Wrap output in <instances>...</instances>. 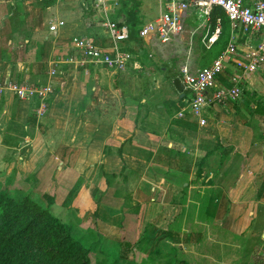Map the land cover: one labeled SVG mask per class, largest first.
<instances>
[{"label":"crops","instance_id":"0c3cea01","mask_svg":"<svg viewBox=\"0 0 264 264\" xmlns=\"http://www.w3.org/2000/svg\"><path fill=\"white\" fill-rule=\"evenodd\" d=\"M108 2L0 0V182H7L4 187L15 196H31L63 222L97 230V238L116 244L124 240L125 218L132 217L139 252L147 259L164 252L159 246L173 245L193 264H264V127L258 122L264 117L259 90L264 63L247 74L237 99L207 107L201 115L174 84L185 64L208 68L236 42L238 54L230 56L219 79L230 86V78L246 73L240 63L248 62L246 53L260 38L248 39L218 14L224 52L216 56L217 40L204 47L205 61H195L192 52L179 69L170 70L159 65L158 56L181 45L184 33L168 46L138 36L163 14L162 0H153L144 23L140 3V10L130 0L125 9L119 4L110 11ZM196 16L188 14L185 29L198 24ZM217 19L212 18V31ZM61 21L64 25L52 31ZM106 21L131 33L136 29L135 38L120 44L133 53L125 71L83 64L74 46L75 38L89 37L111 50ZM195 35L186 36L189 46ZM159 69L170 81H162ZM10 83L52 91L45 100H28ZM249 160H257L254 170L244 167ZM231 177L235 184L228 187ZM247 180L239 191L245 196L237 193L243 200L233 199Z\"/></svg>","mask_w":264,"mask_h":264},{"label":"built area","instance_id":"2783aa9c","mask_svg":"<svg viewBox=\"0 0 264 264\" xmlns=\"http://www.w3.org/2000/svg\"><path fill=\"white\" fill-rule=\"evenodd\" d=\"M162 3L165 7L163 14L140 29L139 37L142 41L160 42L166 46L174 43L185 31L188 14L195 12L204 21L206 33L202 39L203 44L212 47L222 33L221 18L217 19L218 24L212 31L213 13L217 8L223 9L233 27L242 30L248 39L260 38L255 46L249 47L246 53L248 62L240 63L246 73L230 78V86L223 85L219 79L225 77L226 62L230 56L238 54L236 42H231L225 53L208 68L194 70L188 64L182 67L184 93L190 99V107L195 115H201L212 105L227 104L237 99L242 93L243 84L249 81L247 74L257 71L264 63V0H162ZM62 25L63 21L55 23L51 25V30L57 31ZM105 26L114 41L111 50L89 37L75 38L74 46L83 64H93L117 72L125 71L133 59V53L120 44L132 39L130 29L114 21H106ZM9 88L20 98L28 100L35 96L45 100L44 96L52 91L50 87L41 90L15 83H10ZM44 100L43 111L47 107Z\"/></svg>","mask_w":264,"mask_h":264},{"label":"trees","instance_id":"16d2710c","mask_svg":"<svg viewBox=\"0 0 264 264\" xmlns=\"http://www.w3.org/2000/svg\"><path fill=\"white\" fill-rule=\"evenodd\" d=\"M216 12L214 22L222 14L223 23H231L223 9L217 8ZM135 30L131 33L134 38ZM226 42L223 39L219 47L217 44L216 56L224 52ZM101 241L105 239L97 238L95 231L65 223L31 196H15L0 184V264H135L129 255L136 249V243L106 241L117 245L111 251ZM98 245L105 249L98 251ZM107 250L114 255L106 258Z\"/></svg>","mask_w":264,"mask_h":264},{"label":"rangeland","instance_id":"374dc122","mask_svg":"<svg viewBox=\"0 0 264 264\" xmlns=\"http://www.w3.org/2000/svg\"><path fill=\"white\" fill-rule=\"evenodd\" d=\"M133 1H134L133 2L134 4H136V2L140 3V7H142L141 8V12H144L146 14V16H144L145 19L142 20V21L140 20L141 23H144V21L147 20V10L151 8V5L154 2H153V0H133ZM128 2H130V0H118L117 2L115 0H109V2H108L109 3L108 4V9L110 11H113V9H117L118 8L119 4L120 5L122 4L121 7H123L125 9L126 7H128L129 4H131V3H128ZM136 5H137V8L139 9L138 4H136ZM114 11H118V10H114ZM196 17L198 19V24L197 23L195 24L194 22H191V23H189L186 26V29H185V32H184V39H185V41L181 45H177L176 47L173 44V46L172 47H169V49L165 48V52H163L164 55L163 56L162 55L158 56V58H161V61H160L159 65L166 66L170 70H172L176 66H177V69H179L181 67V65L188 59V57L190 56V54L192 52H193V58H195V61L197 60V58H200L201 61H202V59H203V61L206 60L207 57H203V55H204V50H207V49H205L206 46H203L204 44L202 45V43H203L202 42V39H203V36L206 33V30L204 29V21H202L198 16H196ZM193 31H194V33H196V35H195V37L193 39L190 38L189 44L191 43L192 46L191 45L189 46L187 44L188 43V40H187V37L186 36L188 34L192 35V32ZM199 42H201V43H199ZM174 43H176V42H174ZM210 51L213 52V50H210ZM156 60H159V59H156ZM158 74H159L160 78L162 79V81H170L169 76L167 75V73H163V70L159 69ZM259 90H263L264 91V85ZM252 91L255 92L256 90L253 89ZM259 93H261V92H259ZM256 94L259 95L258 93H256ZM252 95H253V93H252ZM263 102L264 101H262L261 103L263 104ZM260 119H261V117H260ZM258 122H259L260 127L263 128L264 127V117L262 118V122H261V120H259ZM231 123H232V125L234 124V122H231ZM262 123H263V126H262ZM261 148H262V152L264 153V145ZM241 164H242V162L240 163V166H238V169H237L238 172H239L240 169L243 168L241 166ZM256 164H257V160H252L251 162L249 160V161L246 162V165L244 167L245 168L248 167V169L254 170L252 168L255 167ZM236 165L237 164H235V166ZM261 165L262 164L259 161V165L256 166V167L258 168ZM214 167H216V165ZM237 171L235 172L236 175H237ZM255 172L257 173V171H255ZM231 176H234V174L232 173ZM235 180H236V177H231V181H230L228 187H232L235 184ZM6 183L7 182H5V183H1L0 182V184L2 185V187L6 186ZM226 184L227 183L220 182L219 183V186L222 187V188H224V187H226L225 186ZM248 184H249V180L244 181L242 183V185L240 186V189L239 190H236V193H234V195H233L232 198L235 199V200L238 198L237 200H240V201L243 200V197H240V196L241 195H244V193L239 194V191L242 190L243 188H245L244 186H247ZM233 189H234V187H233ZM237 193L240 196L238 195V197H237ZM99 197H100V195H99ZM99 197H97V199H95L97 202L99 201ZM258 211L261 212L260 209H259V206H258ZM95 215L96 214L94 213L93 217ZM85 218L86 219L89 218V215H86ZM93 219H95V218H93ZM131 223H132V225H130ZM95 231L97 232V230H95ZM136 231L137 230L135 228V220H133L132 217H129L128 218V216H127L125 218V228H124V234H123V239L124 240L123 241L128 240V241H130L132 243H136V247H135L136 249L133 250V252L130 253V255H129L130 258H132V259L135 260V264H193L192 262H189L188 257H186V260L187 261L186 260H182V258L180 257L178 251H176V249H175L176 247L173 246V245H169L168 247H160L159 246L158 247V250L161 249L164 252L162 254H161V252H157V253H155V255H153V257H149L147 259V257L142 256L141 253L139 252V247H138L139 244H137V242H136L137 241V238H138V235H137V232ZM254 233L256 235L254 237L256 238L257 235L259 234V230L258 231L256 230V232H254ZM93 241H94V239H91V242L92 243H93ZM106 241H109V242H113V241H110V240H107V239L105 241H101V245H106L105 247H107L108 250H111L112 251L115 248V246H117V245L111 244L109 242L105 243ZM251 244H252V242H251ZM251 244H250V247L253 248L255 245H251ZM101 245H98V251H101V249H105V247L104 246H101ZM165 249H167V250H165ZM111 251H108V253L106 252V255H105L106 258L111 257V256L114 255L113 252H111ZM241 251L242 252L244 251L243 248H242ZM236 252L237 253H236L235 257H237V259H239L241 257L240 255H238V254H240L239 248H238V250H236ZM260 252L264 253V250L263 251H260ZM188 253L190 255L191 250H188ZM247 253H249V251ZM247 253L245 254L246 256H247ZM101 254L102 253H100V255ZM93 256H95V255L93 254Z\"/></svg>","mask_w":264,"mask_h":264},{"label":"water","instance_id":"95a60500","mask_svg":"<svg viewBox=\"0 0 264 264\" xmlns=\"http://www.w3.org/2000/svg\"><path fill=\"white\" fill-rule=\"evenodd\" d=\"M174 84L177 87V89L182 93V96H185L186 94L184 93V87L181 79L180 78L175 79Z\"/></svg>","mask_w":264,"mask_h":264}]
</instances>
